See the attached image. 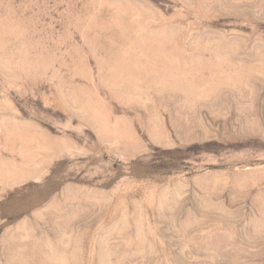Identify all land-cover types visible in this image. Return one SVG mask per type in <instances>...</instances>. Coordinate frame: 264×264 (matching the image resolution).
Returning <instances> with one entry per match:
<instances>
[{
    "label": "rangeland",
    "instance_id": "rangeland-1",
    "mask_svg": "<svg viewBox=\"0 0 264 264\" xmlns=\"http://www.w3.org/2000/svg\"><path fill=\"white\" fill-rule=\"evenodd\" d=\"M0 264H264V0H0Z\"/></svg>",
    "mask_w": 264,
    "mask_h": 264
},
{
    "label": "bare ground",
    "instance_id": "bare-ground-1",
    "mask_svg": "<svg viewBox=\"0 0 264 264\" xmlns=\"http://www.w3.org/2000/svg\"><path fill=\"white\" fill-rule=\"evenodd\" d=\"M46 146V145H45ZM51 151V150H50ZM35 154H37V155H39L38 153H35ZM42 156V155H41ZM57 156V155H56ZM35 158H36V156H34ZM22 158H24L25 159V157H22ZM28 158V157H27ZM44 159V158H43ZM35 162L34 163H36L35 165H37L39 162H38V160L36 161L35 159H33ZM42 161V160H41ZM41 161H40V163H41ZM44 161V160H43ZM26 162V161H25ZM24 165H31V164H28L27 162L26 163H24ZM34 165V164H33ZM35 167V166H34ZM34 167H31V168H34ZM29 168V167H28ZM36 168V167H35ZM36 171V170H35ZM11 172V171H10Z\"/></svg>",
    "mask_w": 264,
    "mask_h": 264
}]
</instances>
